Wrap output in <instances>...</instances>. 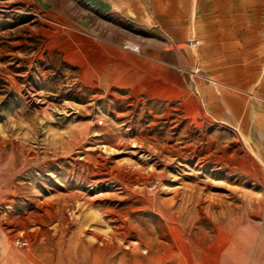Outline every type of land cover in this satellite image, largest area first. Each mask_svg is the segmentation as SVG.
<instances>
[{
	"label": "rangeland",
	"instance_id": "obj_1",
	"mask_svg": "<svg viewBox=\"0 0 264 264\" xmlns=\"http://www.w3.org/2000/svg\"><path fill=\"white\" fill-rule=\"evenodd\" d=\"M262 119L264 0H0V264H264Z\"/></svg>",
	"mask_w": 264,
	"mask_h": 264
},
{
	"label": "crops",
	"instance_id": "obj_2",
	"mask_svg": "<svg viewBox=\"0 0 264 264\" xmlns=\"http://www.w3.org/2000/svg\"><path fill=\"white\" fill-rule=\"evenodd\" d=\"M214 4L217 5L216 2ZM212 16L208 17V58L213 59L211 66L214 68L211 72L214 76H212V80L217 84L225 77L224 71H220V67L227 63L224 59L249 57L254 52V49H251L253 45L249 48L250 39L247 38H250L252 33L244 29L247 22L245 18L228 19ZM259 51L260 49H257V52ZM218 85L220 86L219 88L217 85L213 87V85L208 84V102L212 106V110L218 111L220 109L221 111L224 106L229 109L235 108L233 102L229 100L228 94L226 93L225 95L220 90L221 87H226L225 84ZM260 121L262 123L261 127L264 128V120Z\"/></svg>",
	"mask_w": 264,
	"mask_h": 264
},
{
	"label": "built area",
	"instance_id": "obj_3",
	"mask_svg": "<svg viewBox=\"0 0 264 264\" xmlns=\"http://www.w3.org/2000/svg\"><path fill=\"white\" fill-rule=\"evenodd\" d=\"M196 43H198V42H196ZM154 187H156V185ZM15 245L18 248H26L28 246V241L25 238L17 237L15 239Z\"/></svg>",
	"mask_w": 264,
	"mask_h": 264
}]
</instances>
